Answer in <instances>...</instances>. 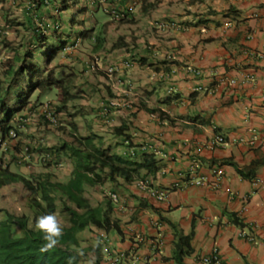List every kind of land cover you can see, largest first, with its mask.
<instances>
[{
  "label": "crops",
  "instance_id": "obj_1",
  "mask_svg": "<svg viewBox=\"0 0 264 264\" xmlns=\"http://www.w3.org/2000/svg\"><path fill=\"white\" fill-rule=\"evenodd\" d=\"M44 4L47 11L55 2ZM17 5L23 3L17 0ZM115 6L125 13L124 21L106 13ZM88 10L77 32L48 33L44 39L37 31L30 38L17 33V54L22 58L28 47L40 57L43 45L84 41V49L57 55L54 76L60 72L62 84L52 88L56 100L51 102L60 121L79 136H99L105 148L124 159L140 162L151 156L159 164L144 178L166 192L163 201L139 191V179L87 190L100 194L92 206L108 200L112 207L118 230L106 234L110 249L124 253L127 264H174L175 231L192 232L183 264H202L213 255L221 264H264V189L252 187L253 179L264 180V0H97ZM162 22H177L185 30H158L155 24ZM95 58L98 64L90 71L88 63ZM110 68L114 72L108 76ZM193 69L202 72L201 79L194 78ZM113 100L119 105L108 120L100 117V106ZM31 117L32 124L20 131L17 156L25 145L58 148L72 141L58 133L50 140ZM115 128L130 136L131 147L114 135ZM217 137L225 144L211 147ZM42 148L24 162L29 166L16 167L67 181L71 161L61 154L54 164L43 163ZM110 193L118 195L117 203ZM104 260L103 255L101 264Z\"/></svg>",
  "mask_w": 264,
  "mask_h": 264
},
{
  "label": "trees",
  "instance_id": "obj_2",
  "mask_svg": "<svg viewBox=\"0 0 264 264\" xmlns=\"http://www.w3.org/2000/svg\"><path fill=\"white\" fill-rule=\"evenodd\" d=\"M36 1L40 5L37 9L45 7L44 0ZM58 1V12L68 10L77 3L75 0ZM32 4L35 7L36 4ZM42 42L39 38L38 44ZM65 45L62 42L58 45H43L42 49H46L45 65H50ZM12 59L5 73L9 80L15 82L16 87L17 80L21 86L12 109L6 101L7 95L14 88L9 86V89L0 90V111L5 113V119L0 124L2 134L11 128L9 123L14 115L27 109L30 96L36 90L59 88L62 84L55 78L54 70L35 75L36 65L27 63L34 59L32 54H25L22 58L14 54ZM26 72L31 74L29 80L25 78ZM114 135L121 137L125 146L131 147L130 136L125 134L123 128H115ZM71 139L70 143L53 148L56 156L62 154L71 161L72 169L65 182L56 181L50 174L25 177L0 167V189L13 183L22 184L29 195L28 205L33 212L31 223L27 217H16L9 213H6L5 220L0 221V264H69L70 261L71 264H83L88 257H91L94 264H101L104 255L102 245L98 242L83 246L80 234L91 230L109 234L118 230V224L112 218L110 202L104 200L92 206L85 196L87 190L120 181L133 182L159 170V164L153 157H144L140 162L124 159L105 148L102 139L95 134L82 137L74 127ZM45 213H54L66 220L59 243L50 250H44L42 234L35 228L37 217ZM174 236L177 249L172 259L174 264H183V257L189 253L192 232L182 236L175 231Z\"/></svg>",
  "mask_w": 264,
  "mask_h": 264
},
{
  "label": "rangeland",
  "instance_id": "obj_3",
  "mask_svg": "<svg viewBox=\"0 0 264 264\" xmlns=\"http://www.w3.org/2000/svg\"><path fill=\"white\" fill-rule=\"evenodd\" d=\"M23 5H17V0H0V13H3V15H0V31L3 32L1 40H0V90L9 89L11 86L12 89L10 93L7 95V101L6 104L9 108H14L15 103V97L17 96L18 91L20 90V81L17 80V87L15 85V82L12 80H9L6 76V70L9 65L13 62V56L14 54H17V33H21L26 38H30L33 32L37 31V33L41 34V37L44 38L46 34H62L67 33L69 30H72L74 32H77V27L79 23H83L84 21L89 18V10L87 6H84L83 3H79L78 0H75L77 2V7L69 8L68 10L62 11V14L59 15L58 10L60 9L59 1L54 0L55 4L53 5L52 9L44 11L45 7H41L40 9L37 7H40L38 5V1L36 0H19ZM58 1V2H57ZM30 2V4H28ZM35 3V7L34 4ZM29 7V9H26V7ZM33 6V7H32ZM18 7L21 8V12L18 11ZM36 8V10H35ZM44 8V9H43ZM27 10V11H26ZM26 11V12H24ZM41 12V13H40ZM18 13V16H17ZM37 13V14H35ZM81 13L85 15V18L81 17ZM20 20V21H18ZM17 26H20V29H17ZM46 38V37H45ZM31 40V39H30ZM21 43V41H20ZM26 45H31L30 41L27 40L25 43ZM58 45V44H55ZM20 48L23 47L22 45L19 46ZM84 41H82L81 46L79 49H84ZM34 50L36 49H29L26 47L25 50L22 51V56H25V54H32L34 59L28 60L27 63H33L36 65V73L35 75L41 73V72H49L51 70L55 69V64H57L59 58L55 59L50 65H45L46 63V49H43V52H41L42 56L37 57V54H34ZM60 56V55H59ZM58 57V56H57ZM35 59H37L35 61ZM17 66V65H16ZM60 72H58L59 74ZM57 74V80L60 79V76ZM31 74L26 72L25 78L30 79ZM28 84V83H27ZM56 100V90L50 88L46 89L44 91H38L36 90L31 96H30V102L36 105L45 104L46 102H51ZM57 107V112L58 111ZM5 119V113L0 111V124ZM12 124V122L9 123V125ZM59 124L57 127H52L47 125L46 123L39 122V125L44 127V130L42 133L46 134L50 140H53V136L55 135L57 138L59 136H67L68 138H71L72 129L70 131L66 130L65 125L67 124L66 121L61 122L59 121ZM65 124V125H63ZM55 140V139H54ZM55 145H51L52 148H54ZM3 147L0 150V156H2ZM5 156L8 158L10 156V153H6ZM0 164L3 168H7L9 172L11 173H19L21 175H24L25 177L33 176L29 173L30 169H26L23 173L20 172V170L16 167V164L7 161L5 159L3 162L0 160ZM100 194L95 192L94 190L87 191L85 196L86 198L92 203H96L97 197ZM28 193L24 189L23 185L20 183H13L9 186H5L0 189V221L5 220L6 213L12 214L14 216L18 217H27L31 221L33 220V212L29 208L28 205ZM57 219L59 220L62 227L66 226V220L64 217L56 215ZM99 231L91 230V231H85L80 234V239L83 241V246L86 244H97L99 242ZM90 261L92 262L91 257H88L83 264H90Z\"/></svg>",
  "mask_w": 264,
  "mask_h": 264
},
{
  "label": "built area",
  "instance_id": "obj_4",
  "mask_svg": "<svg viewBox=\"0 0 264 264\" xmlns=\"http://www.w3.org/2000/svg\"><path fill=\"white\" fill-rule=\"evenodd\" d=\"M86 3H88L89 5H93L96 3L97 0H84ZM117 1H121V0H115ZM106 13H108L110 15V17L112 18L113 21H121L123 19H126L125 13L121 10H119L116 6L110 9H107ZM155 27L158 30H165V29H173V30H185V27H183V25L177 23V22H162V23H156ZM3 32L0 31V40L2 37ZM69 48H67L68 50ZM124 67L126 68H130L131 64L130 63H125ZM112 72L109 71V74H111ZM190 73L194 76L195 79H201L202 78V72L199 70H190ZM198 90H201L200 88H198ZM169 93H172V89L169 90ZM119 105V103L115 100L113 101H108L104 104H102L101 109L99 111V115L104 118L107 119L110 117V113L111 110H113L115 107H117ZM39 115L41 117H43L44 121H46L48 124L52 125V126H56L58 124V118L57 116H55V110L53 105H51L50 103H46L44 105H42L39 108ZM29 123V119L28 118H24V117H18L17 119V115L14 118V127L12 129H9L7 131L6 137L2 138L1 137V130H0V148H4L3 152H2V156L4 157V154L7 153L9 150L13 153H15L12 157H10V159L12 161H14L16 164L21 163L22 161L25 160V158H28L30 156L29 152L31 150V148L29 147H23V151H22V155L17 157V139H18V131L21 129H24L26 127V125ZM256 136H253L248 143L249 144H253L254 140H255ZM8 140V141H6ZM225 144V141L222 137H217L215 138V140L210 144L211 147L214 146H222ZM48 159L50 158L49 155L46 156ZM214 174L217 177L221 176V172L219 170H215ZM197 185H201L203 184V180H200L196 183ZM135 187L141 191H148V193L150 194V196L152 198H154L156 201H163L165 200L167 194L164 191L161 190H157L154 189L152 187L151 181L147 178L144 179H140L135 181ZM252 187L254 189H264V180L256 178L252 180ZM109 199L113 202V203H117L119 201V197L116 193H110L108 195ZM241 236L243 238H245L247 241L252 242L253 241V237L250 235H245V234H241ZM141 241V238L138 239V242ZM99 244L102 245L103 247V252H104V256H105V264H127L126 263V259L127 256L124 253H119V252H115L112 251L109 247V239L107 237V235L105 233L99 234ZM132 257L136 260V253L132 254ZM202 264H221V260L218 258L217 255H213L212 257H204L202 259Z\"/></svg>",
  "mask_w": 264,
  "mask_h": 264
},
{
  "label": "clouds",
  "instance_id": "obj_5",
  "mask_svg": "<svg viewBox=\"0 0 264 264\" xmlns=\"http://www.w3.org/2000/svg\"><path fill=\"white\" fill-rule=\"evenodd\" d=\"M97 2V1H96ZM82 3L84 4V6H87L88 8H93L94 6H95V4H94V6L92 5H89L88 3H86L84 0H82ZM76 6H77V4H76ZM76 6H74V7H76ZM108 14V13H107ZM109 15V14H108ZM110 16V15H109ZM125 19H123V20H121V21H124ZM121 21H116V22H121ZM79 24H81V23H79ZM81 43L82 42H79V41H77V40H74L73 42H71V43H65L66 45H65V48H63L62 49V51L60 52V53H63V54H70V52H72V51H74V50H77V49H79V47L81 46ZM67 48H69L68 50H67ZM125 63H129V62H125ZM124 63V64H125ZM97 64H98V58H95L92 62H90V63H88V70H90V71H94L95 70V68H96V66H97ZM131 64V63H130ZM132 65V64H131ZM109 71H111L112 73L111 74H109ZM113 72H114V69L113 68H110V69H108V71H107V74H108V76H111L112 74H113ZM108 102V101H107ZM46 103H50L51 105H53V107H54V110H55V116H57V118H58V124L56 125V126H52V125H50V124H48L46 121H44V119H43V117H41L40 115H39V108L42 106V105H44V104H41V105H37L36 107H33V106H28V108L27 109H25L26 111H27V113H24V114H19V115H17V114H15L14 115V117H13V120H12V124L10 125L11 126V128L10 129H12L13 127H14V118L16 117V115H17V119H18V117L20 116V117H24V118H28L29 119V123L26 125V127H28V126H30L31 124H32V122H31V116L32 115H35V117H36V119L38 120V122H43V123H46L47 125H49V126H52V127H57L58 125H60L59 124V121H60V118H59V112H57V106L54 104V103H52V102H46ZM45 103V104H46ZM106 103V102H105ZM104 104V103H103ZM102 106V105H101ZM100 106V107H101ZM101 109V108H100ZM31 110V111H30ZM31 113H30V112ZM100 111V110H99ZM99 111H98V115H99ZM29 112V113H28ZM100 116V115H99ZM101 117V116H100ZM25 127V128H26ZM24 128V129H25ZM0 130H1V128H0ZM21 130H23V129H21ZM21 130H19L18 131V139H19V136H20V131ZM6 134H7V132L5 133V134H2V132H1V137L2 138H5L6 137ZM18 139H17V141H18ZM6 141H8V140H6ZM23 147H29V148H31V150H30V152H29V154H30V156L28 157V158H25V160L24 161H22L21 163H18L17 162V164L14 162V161H12L11 159H10V157H12L11 156V154H10V156L7 158L6 156H5V154H4V157L3 156H0V160H2V162L5 160V159H7V161H10V162H12V163H14V164H16V165H23L24 164V162H26L38 149H40L41 147H43L42 149H44L45 151H46V153L45 154H43V157H42V162L43 163H52V164H54L55 162V158H56V156H55V153H54V151H53V148L52 147H45L44 146V144H43V142H36V143H34V144H31V145H25V146H23ZM23 147H22V149H23ZM17 149H18V147H17ZM16 149V150H17ZM21 149V150H22ZM0 150H1V148H0ZM23 151V150H22ZM7 153H10L9 151L7 152ZM13 153V152H12ZM17 153H18V151H17ZM2 155V154H1ZM20 155H22V154H20ZM19 155V156H20ZM47 155H49L50 156V158L48 159L46 156ZM18 157V156H17ZM23 166H29V165H27V164H24ZM0 167L1 168H3L2 166H1V164H0ZM4 169V168H3ZM140 180V179H139ZM35 228L42 234V239H43V242H44V245H43V247H44V250H50V249H52V248H54L58 243H59V240H60V237L62 236V233H63V229H62V226H61V224H60V222H59V220L57 219V216L54 214V213H45V214H43V215H40L39 217H37V219H36V222H35ZM69 264H71V261L69 262ZM90 264H94V262H91L90 261Z\"/></svg>",
  "mask_w": 264,
  "mask_h": 264
}]
</instances>
